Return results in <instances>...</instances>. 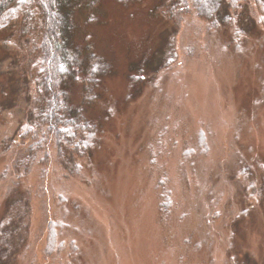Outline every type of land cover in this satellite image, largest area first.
Listing matches in <instances>:
<instances>
[{"label":"rangeland","instance_id":"1","mask_svg":"<svg viewBox=\"0 0 264 264\" xmlns=\"http://www.w3.org/2000/svg\"><path fill=\"white\" fill-rule=\"evenodd\" d=\"M173 3L72 7L68 51L106 67L94 92L84 68L66 84L98 131L84 156L35 149L41 17L10 9L0 264H264V0H221L216 24Z\"/></svg>","mask_w":264,"mask_h":264},{"label":"trees","instance_id":"2","mask_svg":"<svg viewBox=\"0 0 264 264\" xmlns=\"http://www.w3.org/2000/svg\"><path fill=\"white\" fill-rule=\"evenodd\" d=\"M18 0H0V27ZM83 0H32L40 14L41 41L38 47L42 56L41 66L32 78L34 91L43 101L42 110L32 118L27 133H34L35 149L51 143L58 152L73 156H84L97 138V128L86 120L68 98L67 83L82 72L84 62L70 54L72 26L69 14ZM94 2L96 0H93ZM179 9L193 11L212 24L228 22L227 17L219 18L221 0H173ZM241 0H231L239 3ZM69 50V51H68ZM101 61L89 56L88 65L83 70V82L87 90L93 91L100 83L95 74L104 73L106 67ZM71 77V79H70ZM85 90V89H84ZM67 92V93H66ZM93 94V93H92ZM33 146V145H31ZM34 149V148H32Z\"/></svg>","mask_w":264,"mask_h":264}]
</instances>
